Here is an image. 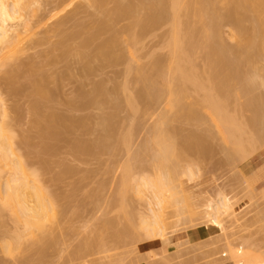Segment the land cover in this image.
I'll return each instance as SVG.
<instances>
[{"label": "rangeland", "instance_id": "374dc122", "mask_svg": "<svg viewBox=\"0 0 264 264\" xmlns=\"http://www.w3.org/2000/svg\"><path fill=\"white\" fill-rule=\"evenodd\" d=\"M37 1H40V0H36V3H37ZM56 1L57 0H52V1L51 0H49V1L48 0H41L40 3H37L39 5H36L37 7L40 8V9L39 8L37 9L38 12L41 9H44L43 11L45 13L47 12L49 14L51 11L48 9L53 10V8H52L54 5L53 2H56ZM85 2H87V0L86 1L74 0V3H76L75 5H78V4L80 5L81 3H85ZM108 2H109V4L111 3L110 1H108ZM45 3H46V5H45ZM87 3H85V4L87 5ZM43 4L45 6H42ZM49 4H50V6H49ZM55 4H59L61 7H63V5H66V3L62 4L59 2H57ZM59 5L57 7H59ZM106 5H104L105 8H106ZM34 6L32 7L33 9L35 8ZM80 6H78V7H80ZM82 6H83V4H82ZM88 6H89V4L87 5V7ZM90 6H89L90 8L84 9L85 8L84 7V8H80L79 9L80 11L78 10V12H81L82 15L80 13H77L76 11H74L78 15V16L76 15L77 18H79V16H80L79 19L74 20V18H73V21H76V20L79 21L80 20L79 22L76 21L75 25H77L76 23H80L81 20H83V19L85 22L83 23V21H82V25L78 24L79 27L75 26L76 27L75 29H73L72 28L73 26H72L71 28L73 31L76 29H79L80 26H81V28H84V29L87 28L86 26H89L88 23H87V25H85L86 21L88 20V22H90L89 21L90 19H88V18L91 15V13L95 12V11H93V9H95V8H92V5H90ZM113 6L111 5L112 8H113ZM57 7H56V9H57ZM61 7H59L57 10L62 11ZM111 7H110V9H111ZM107 8H106V10L109 11V7H107ZM70 9L72 10V8H70ZM73 9H74V5H73ZM35 10H36V8H35ZM37 10H36V12H37ZM57 10H55L53 12L55 13V12H57ZM74 10H76V7ZM101 10H103V9H101ZM98 11H99V9H98ZM103 11L105 14L106 13L105 10H103ZM103 11H102V13H103ZM36 12L33 13V16ZM44 12H43L42 16L45 15ZM53 12L51 13L52 15L50 14L51 19L48 17L49 16L48 14H46V16L48 15L47 17L45 16L46 18H44L42 16L41 17L43 19L40 18V19H42L43 24L45 23L44 24L45 28H48V27L51 28V29L48 28L49 31L47 30V32H46V29L44 27H42L44 25L41 26L44 29L39 27L40 25L37 23H40V20L37 19L38 20V22H37V20H35L37 16H35V18H33V16H32V18H33L32 22H33V20L36 21V23L33 22L34 25L37 24L38 27L40 28V30L41 29L42 30L40 31L39 28H37V30H36L37 26L35 25L36 26L35 27L33 25L35 27V29H34V27L30 26V29H31V30L29 29L30 33L28 31V33L23 34V37L21 36L23 39L25 38V40L23 41V39L21 38L22 40L20 41L21 44L19 45L20 46L19 49H21V47H22V48H24V52L25 51L26 52L24 54V52L22 51L20 53V55H22V56L18 55L19 59L18 58L17 59L14 58V59H16L18 61L21 60L19 63L23 62V63H21V64H23V66H22L23 68H20V70H19V68L17 67L18 66V62H17L16 67L18 68L17 69L18 71H16L15 70L16 68L14 67L15 69L14 68L13 69L16 71L14 74V72H13L14 70L12 71V69H10V68H12L15 61H13L11 64L12 60L11 61L9 60L10 62L9 61L7 62L6 59H9V58H6V57L4 58V56H6V55H4V56L0 55V57L3 58V60L0 58V60L2 61V62L0 61V64H2V67L0 65V106L3 108L4 106H2L1 104L5 103V104H3V105H5V108H3V109H5V113L7 111V115H10L8 117V119L9 120L11 119L10 120L11 125L14 122L12 128L15 132L14 133L15 144L13 142L14 148L12 146V148L14 149V153H13L14 156H10V157L6 156V158L9 157L11 160L14 158L16 159V156H15V154H16L20 160H22V161L24 160L25 163L27 164V165H25V164L24 165L28 166V168L25 167L26 171L24 172V173H26L25 174V181L27 179L26 184L28 186H32V184H33V187H35V189L39 188L41 190L40 195L43 191H45L46 196L48 193L49 199L54 200L51 203L53 204V208L54 207L55 208L53 209V213H51L52 211L50 212V214H49L50 220H48V221H50L51 226L48 224L46 225L49 229L50 228H52V229H51V232L47 233L48 232L47 230H49L47 228V230H45L43 232V233H45V236H44V234L41 235L40 233H39L40 236H39V234L37 236L36 235L37 232H35V235L33 234L34 237L31 234H28V237H27V232H24V229L22 230L21 224L13 223V222H15V220L13 218H11V219H13L14 221L9 219L11 216H9V213L6 212L7 210L3 211L4 209L1 207V204L4 201L3 202L0 201V207H1L0 208V264H146V263L147 264H173V263L175 264V262H176V264L177 263L179 264L180 262H181L180 264H182V263L184 264L185 261L187 264L188 263L187 260H189L190 256H191V258L189 260L190 264H213L220 257H222L220 255L216 256V255H218L216 253H221V251L218 252L220 247H221V250H222L223 246L225 248V245L228 243V240H230V239H227L226 241L222 240L223 231L226 229H231V232L233 230L235 231V229H236V231H235L236 234H240L243 236H250L252 238V241L254 244L253 245L254 248L252 247V249L250 248V250H254V252L251 251L254 253V257L257 258L259 256V258H261L262 261H260V262L257 261V259H259V258H257V259L255 258L254 260L252 258V260L254 262L251 260L253 263H250V262L249 263L250 264H264V199H261L260 193H259L261 190H264V188L259 189L260 185L262 183H264V180H263L264 179V144H263L264 137H262V140L259 142V145L256 144L254 146L252 151H250L251 149L247 150V151H250V152H248L249 157H248V160L246 159L243 162H241V160H240V157H239L240 154L239 153H238L239 155L237 156L239 158L235 159L236 156H234L235 153H233V155H231L232 158L230 159V155H229L228 151H226L228 147L223 148L225 145L223 146L222 143H220V141H218V140H216V143L213 144V147H214L213 149H215V151L212 149V151L208 152L207 154H204V155H206V157L208 156L207 158H205V156L203 154H202V156H204L203 158L201 155L197 156L198 152H196V153H194L195 151L192 152L193 149H191L192 151L188 150L189 152L187 153V151H186L187 146H188V148L190 147L189 141H190V143H192L191 146H193V143H195V142L191 141V140L195 139V137H193L192 139H191V137L196 132H197L196 133L197 136H196V134H195V136L198 137V135H200V130H201L200 128L206 127V126H203L206 124L202 123L201 127H200L199 120L197 119L198 122H197V120H196V122L199 125L197 123L195 125L198 126V128L195 127V125H193V124H192L193 125V127H192V125H190L191 123L188 124L190 121L187 123L188 120L186 118L189 119V117L186 116V114H185V117L182 115H179L180 120L178 119V117L174 118V116H177L178 114H175L176 112L173 111L174 114H173V112H171L174 115L173 116L170 113V111L168 110L169 108L167 107V105H166V107L168 109L166 107H164L166 103L163 101V104H164V106H163V104L160 101V103L162 104V106H160V107L161 108L163 107L164 109L166 108L165 110H167V111L164 110L165 113L166 112L168 113V111H169V118H170L169 121L170 122L168 121L167 125H169V126H167V128L169 127L168 131L171 132L170 136H171V134H174L175 139L173 138V135L171 136V138L173 140H176L175 143H173L174 147L176 145L178 146L175 148L176 149L174 151L175 153L173 152V154L175 155V159L172 158V160H174V162L178 161V162H180V164L182 162H183V164L184 163H190L191 167H194L193 172L196 171L194 173L195 176L191 177V179H188V178L184 179L185 181L182 182L184 190H185V194L187 196L186 197L187 203L189 202V204H190L189 206H191L193 204H201L204 202L205 203L210 202V205H212V204L214 205V204H217V202H219V200L221 199L222 196H227L230 203L232 204L231 206L233 208H232V212H230V217H226V216L220 217V219L223 220V221H221L220 224H216V222H207L202 227H200V230L197 229L199 231H204L205 234L203 235L204 236L203 239L196 240V239L191 238L190 241H187V242H189L188 246L190 247V244H191L192 247L194 248V245L199 244V243H201V240L202 241L204 240L205 244H206L205 246L206 247L208 246L207 248L204 246H203L204 248L202 246H200V247L196 246V247H197V249L198 248L200 249V250L198 249L199 253L200 252L203 253V250H206L205 252L207 253V249H209L208 250L209 252L215 251L210 246L213 242H216V240H217V242L219 244H216L217 242L215 244L217 247H219V249L216 248L215 245H212L213 247H215V249H218V250L215 251L216 253H213V252L209 253L208 252L207 253L208 256H210L209 254H211L209 259L207 258L205 260L206 257L202 256L203 257V260H202V257H199L200 255H198L199 253L196 252L197 249L195 251V248H194V251L196 253H198L197 254L198 256L196 255L195 252L193 253L191 250L188 251L189 247L188 248L185 247L186 245L184 244V242L186 240L183 242L176 243L178 245L183 243V244H181L183 246L182 248H178L176 246L175 247L173 246V248H175V249L178 248L176 250H180V251H183L185 248H187V249H185V250H187L186 252L184 250L185 253H187V252L189 253V254L187 253L188 256L186 254L187 257L183 256V258H180L179 257L180 255H178L177 252H176L177 255H174L173 253H175L174 252L175 249L173 250V248H171L169 250V252H166L164 254L160 253L161 256H157V254H156V256H153L150 253L151 252V250H150L151 246L150 245H152V243H154V242H148V240H145L146 238L144 239V236H143L144 234L141 231H139L140 229L138 230V228H140L138 226V224L140 225V220L137 217L140 216L142 218V217H144V215H145V217L150 215L148 213V211L146 210V209H148V207L146 206L147 204H145V202L148 200V196H146L147 194H145L146 192H144L145 198H142L143 200L141 199V195L139 196L138 194H136L137 191L135 192L134 189L133 190L130 189L129 190L130 192L128 191V193L125 192L127 189L125 191H123L124 195H122V196H125V194H126L125 199H123V197H121V199H120L118 194L122 191L119 188V187H121V185H119V184H121L120 176L122 175L121 174L122 172H120V171H122V169H123L122 167L124 166V164L127 163V164H129V167H130V165L134 164L135 162H138V161L141 162V163L138 162V164L135 163L134 164L135 166L138 165L136 167L133 165L131 166L133 170L132 169L130 171L128 170L129 172H131V174H132V172L135 174V172L139 173V172L144 171L143 174H145L146 176L152 177V174L154 175V173H156V172H154V171H156L155 169L153 171L154 173H150V172H152V171H150V170H152L151 167L153 165H154V167L156 166L155 160L152 159L154 157L152 154V153H154V151H151V150H155V147H154V149H151V148H153V146L150 148L149 145H151V144H149V145L147 144L149 147L148 149H151L150 150L151 153H150L147 150V147L145 144L148 143L147 142L149 139L148 132L150 131L149 128L151 127L152 122L156 119L157 112L161 108H159V110H157L158 109L157 106L159 104H157V105L155 104L157 109L155 108L154 104L150 105L151 107L149 105H147L148 107H146V106L142 107L141 106L140 112L134 114L133 110H131L130 107L126 106V105H128L126 102H125L126 104L122 103L120 105L121 108L119 107V109H121V110L118 109L119 113L116 112L117 111L116 110L115 111L116 113L114 112L116 114V117H115V114H113L114 118H112L110 120L109 125H111V128H112L110 135H107V134L105 135L104 131H103L104 130L103 126H100L101 124H99L100 123L99 119H101V116L104 117L103 113H105V114L108 113L107 115H111L110 113L112 111V109H111L112 105L107 103L108 102L107 101V102H105V104L100 103V105H97L98 107L97 106L94 107V105H96L98 103L91 106V103H89L90 101L88 102L89 99L87 101H85L84 99H85V97H87V96H85V94H87V95L90 94L89 90L92 89L91 84L95 85V83L96 84L101 83V85H102L105 82L104 85L106 86V84H107L106 90H107V88H109V90H110L113 87L112 83L118 84L117 85L118 90L114 94V96L118 94V91L121 94H118V96H116L117 98L118 97L122 98L123 97L122 93L126 94L127 97H131L132 95H134L133 93H136L137 91H139L138 89H140V87H139L140 85L137 84L135 79L132 77L133 73L132 74L130 73L131 74L130 76L126 73V75H128V76L125 77L126 76L125 70L127 72V69H126L127 63L126 62H128V58L130 59L129 61L135 60L134 61L135 63L131 62L132 65H134V64L139 65L140 64V65H142V68L145 65H147L146 68L150 67L151 64L153 62H156L157 60L162 65V67L165 66V64H168L169 62H167V61L169 60V56H168L169 51H168V48H166V46L164 45V43L167 40L166 38H169V35L165 37V35L169 34L168 32L166 33V31L169 29L168 28L169 25L167 26L168 29L166 27H164V28L161 27L162 29L161 28L160 29L162 30V32H160L161 31L160 29H157L158 31H156V33H154L155 36L152 33L153 36H151V38L150 37H148V39L145 38L146 39V40L144 39L145 43L141 42L142 46L140 44H138L137 49L135 46V48H133L132 50H136L137 51V52L135 51L136 54L134 51L132 52V50L130 49L131 53L136 55V58H135L132 54L133 60L130 57H128L129 55L128 56L125 55V57L126 56L128 57L125 60H124L125 57L122 59L123 62L125 61V63H119V64H117V66L115 65V67H110V66L106 67V63L105 64L102 63L103 66L101 68L99 66V68H100L99 70H98L97 66L100 63L98 64V62H92V66L95 69L97 68V71L94 70L93 73H90V75H88V76L86 75V77H84L83 76L84 74L82 76H79V74L80 75L82 74L79 72L80 70L78 71V69H80V67H81V62H80V65L78 66L77 64H79V63H76V61L79 62L78 61L79 59L75 60V58L73 56L75 52L73 53V51L78 48V42L80 41V39H82V38L84 39L83 35L85 33H83V35H81L82 36L81 38L75 36L73 39H76V38H78V39L80 38V39L79 40L76 39L74 43H72L73 39H71L72 42L69 40L66 43L65 37H63L64 36L63 34L65 32L63 31L64 33H62V29H61V31H59L61 33L53 32L54 27H55L54 24H57L58 22H60V20L57 21L58 18H56V15H57V17H59L60 15L65 17V15H63L65 12H62V14L60 12L59 13L60 15L56 14L54 16V18L52 17ZM67 12H69V10ZM74 12H72V13H74ZM39 13H41V12H39ZM39 13H38V15L42 14V13L41 14H39ZM70 13H71V11L69 13H66V14H69L68 16L71 17L72 13L71 14ZM96 13H97V10H96L95 14ZM97 15L98 14H96L95 16H97ZM101 15H103V14H101ZM93 16H94V14H93ZM93 16H91L90 18H92ZM39 17L40 16H38V18ZM64 17H62V18H64ZM69 17H67V18H69ZM103 17L104 16L96 17L97 19L95 17L94 18L96 20H99ZM46 19H50V21L48 22V20H46ZM59 19H61V16ZM95 19H93V20H95ZM50 22H53V24ZM33 23H31V25ZM70 23H72V22H69V24H66V25H73ZM129 23H130V21H129ZM49 24L53 25V28ZM83 24L85 25V27H83ZM123 24H124V22H122L121 28L125 25V24L124 25ZM66 25H65V27H66ZM119 25H120V23H119ZM119 25L117 24L116 27L119 28L120 27ZM128 25H126V26H128ZM116 27L114 28V31H115ZM223 27H224V29H223ZM223 27H222L223 31H221V32H222V34H224L222 36H224V38L226 40L223 37L222 38L225 41H227L228 45L235 44V41L230 39V35L233 34L230 31L231 27H230V29L227 26H226V28H225V26H223ZM88 28L85 30L86 32H87ZM69 29H70V27H69ZM33 30H34V33L32 32ZM82 30L83 29H81V32H82ZM68 31H70V30H68ZM79 31L80 30H77V31H74L73 33H75V32L78 33ZM85 31L83 30V32H85ZM224 31H225V33H224ZM35 32H36V35H35ZM38 32H40V33H38ZM52 33H54V34H52ZM55 33L57 35H55ZM80 33H78L77 36H79ZM163 33L164 34L166 33V34L164 35ZM30 34H32V35L34 34V36H32ZM58 34H59V36L61 35V40H62V38L64 39V43L62 45L61 44L58 45L59 42H61V41H59L60 37L58 36ZM105 34H107V35H103V37L101 36L102 33H101V35L99 34V39L97 42L96 41L93 42L91 40L92 44L96 43L95 44L96 46H94V48L97 47L98 44H102L103 40L107 41L109 39L108 32ZM110 34H112V33H110ZM150 35H148V36H150ZM228 36H229V38H228ZM85 37H87V36H85ZM107 37H108V39H106ZM123 39H125V37ZM38 40H39V42H38ZM31 41L34 43L32 44ZM36 41L38 43L37 45L35 44ZM81 41H83V40H81ZM31 44L32 45L35 44V46L32 47ZM79 44H81V43H79ZM143 44H147V47L145 48V50H144V47L146 45L143 46ZM28 46L29 47L31 46V48L29 49ZM62 46H65L66 48H64V47L63 48L66 49V51L69 49L70 52L68 51L67 52L68 54L65 52H62L64 50V49H62ZM140 46H141V51H139ZM67 47H68V49H67ZM90 47H92V50H91V56H92V53L94 50H93V46H90ZM90 47H88L86 49L89 50ZM124 48H125V46H124ZM124 48L122 47V49H124ZM147 51H149V52H147ZM152 52H154V53L151 54ZM2 54H5V52ZM94 54H95V51H94ZM122 54L124 55L125 53L123 52ZM167 57H168V59H167ZM199 59L202 60V58H199ZM122 60H121V62H122ZM196 60L200 61L198 59H196ZM80 61L83 62L84 60H80ZM197 61H195V62H197ZM202 61H200V62L202 63ZM7 63H8V65H7ZM83 63H85V62H83ZM156 63H158V62H156ZM159 63L157 64V66L159 65ZM201 63L197 62L196 64H199L200 66L202 65L201 67L204 68L203 63L202 64ZM21 64L19 65L20 67H21ZM129 64H130V62L128 63V66H129ZM6 65H7V67H6ZM168 65H166V69L164 67V69L166 71L163 69L165 73H167ZM77 66H78V68H77ZM134 67H136V66H133V68ZM35 68L36 69L38 68L39 70L38 69L36 70ZM33 69H35V70H33ZM204 69H206V68H204ZM10 70L13 72V74H12V72H10ZM206 70H208V69H206ZM34 71L37 73H35ZM8 72L12 75H8L7 74ZM31 72L33 75L31 74ZM40 72H41V74H40ZM78 72H79V74H78ZM40 75H44L45 80H42L43 79L42 78V79H40V81H37L39 79L38 77ZM12 76H14V77H12ZM201 76L199 78H196V80L198 81L200 78L202 79ZM36 77H37L36 81L39 83V85L41 84L40 83L41 80L44 81V86L43 85L42 86L45 87V89L41 86L40 90H43V92L42 91L40 92V94H42L40 96H39L40 90L36 91L34 89L35 84L32 85V82L36 83L35 79L31 81V79L36 78ZM162 77H161V80L163 79ZM203 77L205 78L206 75H204ZM6 79H8L7 82H6ZM125 79H127V81H128L126 86H125L126 83L123 84L126 81ZM108 80L111 82H109ZM164 80H165V77L162 81L164 82ZM200 80L198 81V84L202 81V80L201 81ZM119 84H122V86ZM97 85H99V84H97ZM123 85L128 89H126ZM105 86H104V88H105ZM187 86L189 87L190 84L189 85L187 84ZM187 86H186V88H187ZM119 88L122 91H120ZM123 88H125L126 90ZM79 89H80V92L82 94V98H80L81 96H78L79 98H77V93L80 95V92L78 91ZM189 89H191V91H189ZM189 89L187 91V93H189V97H188L189 99H186L187 101L185 100L186 103H189L188 105H191L193 103V101H191V99L200 101L201 100L200 97L203 98L202 97L203 93H200V92L197 93V92H194V90L192 91V87H189ZM110 92H111V90H110ZM46 93H47V97H46ZM131 93H132V95L128 96ZM126 95L124 96L125 98H126ZM199 95H200V97H198ZM107 97H106L107 98L106 100H109V97L111 99V96H107ZM116 97H115V99H116ZM87 98H89V96ZM166 98H163V99L166 100ZM100 99H101V97H100ZM100 99H98V101H100ZM104 99L105 98H102L101 100L104 101ZM125 100L123 98V99H120L119 102H121V101L123 102ZM86 102H88V103L86 104ZM109 102H111V101L109 100ZM186 103H185V105H186ZM124 104H125L127 109L125 108ZM188 105H186V106L190 107ZM186 106H184V107H186ZM33 107H35V108H33ZM187 107H186V109H187ZM191 107H192V109L194 108V106H191ZM2 108H0V109H2ZM6 108L8 110H6ZM38 108L41 110L39 111ZM36 110H37V112H33ZM130 110L132 111V113L130 112ZM142 110L144 112L146 111V113H145L146 115H144V112H142ZM199 111H200V109L197 110V112L195 114L198 115L200 118L201 116L199 114H197ZM32 112L34 114H32ZM40 113H42V114H40ZM199 113L201 114L202 112L200 111ZM49 114H51V115H49ZM39 115L40 116L42 115L41 118L42 119L44 118V119L42 120ZM44 115H46L45 116L46 118L44 117ZM99 115H101V116H99ZM170 115H172V116H170ZM229 115L233 119L241 117V119H243V120H244V118L249 116V114L247 112H239L238 108L234 109L233 107L229 110ZM48 116H51V117L56 116L55 122H54V119L52 121V122H54L53 123L54 126L51 124V121H50L51 117L49 118ZM64 117H65V119L69 118L68 121H70V122L66 121V123H64V124H68V128L70 129V131L67 129L68 133L66 131H64L65 130L63 128L64 125H63V123H61V122H63L62 119ZM97 117H98V119H97ZM35 118H36L37 122L35 121ZM184 118L186 119V121ZM58 119H59V121H58ZM81 119L83 120V122ZM181 119L182 120L184 119L183 122H179V121H181ZM201 119H202V117H201ZM60 120H61V122H60ZM76 120H79V123L78 122L75 123ZM11 121H13V122H11ZM201 121L204 122L203 120H200V123H201ZM33 123L35 124V126L32 125ZM49 123L51 124L50 126H49ZM192 123H193V121H192ZM41 125H43L44 127L42 128ZM69 125H70V127H69ZM131 125H132V128L135 127L134 132L130 133V136L132 137V139L134 136V139H133V142L132 141L128 142L131 139H129V138H128L129 140L127 139V137H129V136H128V133L126 130H129V128H131ZM171 125H172V130H171ZM37 126H38V128H37ZM241 126H242V124H241ZM65 127H67V126H65ZM207 127H209V126H207ZM47 128L50 132L47 131ZM60 129L61 130L63 129L64 132H62ZM193 129H194V131L196 129L198 131L196 130V132H194ZM59 130H60V132H59ZM54 131L58 134L56 135V133ZM191 132H194L193 135H191ZM203 132H201V133L203 134ZM125 133H127V134L125 135ZM52 134H55V135L52 136ZM132 134H134V135H132ZM56 136H57V138H56ZM122 136L126 137L125 139L128 140V141L124 140V141H126V143H129L128 148L125 147L127 144L125 145V142H123V141L122 142L124 144L122 145V143H121V140L123 139ZM99 138L103 139V140H105V138H108V139H106L107 141L105 140V143L103 142L106 147L102 145V147H104L105 150L103 148L101 151L98 150V152H97L96 146L99 145L98 142L101 143ZM245 138H243L244 141H245ZM17 140L20 142H18ZM84 141H86L87 143ZM114 141L117 142L118 146L115 145L116 142H114ZM169 141H171V139L168 140L167 142H169ZM198 141H199V139H197V143H198ZM118 142H120V143H118ZM181 142H182V144H181ZM187 142H188V144H187ZM245 142H244V145L246 144ZM83 143H85L87 145H85ZM106 143H108V144H106ZM178 144L180 146L182 145V147L180 148ZM186 144H187L186 148L183 149ZM247 147L248 146H244V148H246V149H247ZM145 148H146V151L149 152L148 154L145 153L146 152V151H144ZM257 148H258V150H257ZM16 150H18V151H16ZM127 150H128V152L129 151L130 152L129 153L126 152ZM138 150H140V151H138ZM183 150H184V152H183ZM93 151H94V153H93ZM254 151H255V153H254ZM8 153H7V155H8ZM190 153H192L194 156ZM209 153H211V155ZM18 154L22 158H20L18 156ZM142 154H143V156H142ZM186 154H188L189 157ZM176 155H178V157ZM141 156L143 159L145 158V160H143L141 158ZM151 156H152V158H151ZM181 156H183L184 158L187 157V159L185 160ZM199 157H201V158H199ZM149 158H150V160H149ZM229 159L231 162H229ZM237 159H239V160L237 161ZM14 160H12L11 162L14 163L17 159L15 161ZM144 161H146L147 163ZM185 161H187V162H185ZM130 162H131V164H130ZM153 162H154V164L152 165L151 163H153ZM228 162L230 164H228ZM4 164L6 165V163H4ZM4 164H1L2 167L4 166L3 168L0 167V169H1L0 173L2 175V177H0V179H2V180H0V185H1V183L2 184L5 183L4 178L6 177V175L9 176V174L10 175L12 174V173H10V172H12L11 169L9 172V170H7L9 168H7V166H5ZM10 165H12V164H10ZM139 165H141V166L139 167ZM228 166H230V167H228ZM141 168H142V170H141ZM2 169H3V171H2ZM29 169L32 171L31 175H30L31 171ZM69 169H71V170L69 171ZM27 170L29 171L28 178H27V174H28ZM4 172H7V173H4ZM148 173H150V174H148ZM33 175H37V176H33ZM17 176H18V174H17ZM28 179H31V180H28ZM32 179L35 180L34 182H36L37 185L34 184ZM242 179H244V180L242 181ZM261 180H263V181H261ZM29 182H30V184H29ZM1 187L2 186H0V188ZM117 188L120 189V192H119V189H117ZM117 192H119V193H117ZM189 193H190V195H187ZM1 194H2V192H0V195ZM119 195H121V194H119ZM136 195H138L139 197ZM46 196H45V199L48 197V196L47 197ZM2 197L3 196L1 195L0 198L2 199ZM100 200H101V202H100ZM120 200L122 202H120ZM140 200H142V201H140ZM123 202H124V205H123ZM54 203H55V205H54ZM1 209H3V210H1ZM3 212H6V213H3ZM147 213H148V215H147ZM54 214H56V217L54 216ZM212 214H214V212L211 211L209 213V215H212ZM52 215H53V217H51ZM208 220L209 221L212 220V217L208 218ZM130 222H132V223H130ZM181 222L179 221V223H181ZM13 224H15V225H13ZM52 224H53V226H52ZM106 224H107V226H106ZM127 227H128V229H127ZM15 228H17V229H15ZM181 228H182V223H181ZM181 230L179 229V231H178V228H177V230H176L177 232L174 231L175 232V233L173 232L174 234L172 232H167L166 234L169 235L171 233L172 237H175L178 234L183 233L184 230L183 229H181ZM205 230H206V232H205ZM15 231H16V233H15ZM193 231H196V230L192 229V230L184 232V233L190 235ZM21 232H23V233H21ZM52 233H53V235H52ZM15 234H17V236ZM120 234H121V236H120ZM29 235L32 236L33 240L30 239L31 237ZM130 236H131V238H130ZM169 236H167L169 238H166V240H164L165 243H167V244L171 243L172 237H171V235H169ZM27 238H29V239H27ZM9 239H10V241H9ZM7 240H8V242H7ZM31 240H32L33 244L31 243ZM34 240H36V241H34ZM187 242H185V243L187 244ZM1 243H2V245H1ZM176 244H174V245H176ZM234 244H236L238 246L239 242L235 241ZM181 245H179V247ZM6 247L8 248V250ZM29 247H30V249H29ZM42 247L45 250H43ZM210 248H212V249L210 250ZM1 249H2V251H1ZM39 250H41V251L39 252ZM171 250H173V251H171ZM8 251H9V254H8ZM180 251H178V253L182 254L183 252L180 253ZM39 253H40V256H39ZM185 253H183V255ZM190 253L191 254L193 253L192 255H194V257L196 255L197 256L196 259L194 257H192V255ZM206 253H204V254L206 255ZM224 253H226V252H224ZM212 254H214V255L216 254V255L212 256ZM140 255H142V256H140ZM221 255H223V254H221ZM228 255L227 254L223 255L222 258L224 259V257H225V259L228 261L226 263H222V264H231L232 259H230L231 257H230V255L229 256ZM163 256H165V257H163ZM249 256H252V254H250ZM141 258L144 261L143 263H142ZM192 258H193L194 262L192 261ZM213 258L214 259L218 258V259L214 261ZM241 258H245V257H240V259ZM247 258L251 259V257H248V256L246 257V259ZM229 259L231 262H229ZM249 259H248V261H250ZM196 260H198V261L195 262ZM220 260L223 262L222 259H219L218 261H220ZM212 261H214V262L212 263ZM218 261L215 262L214 264H220ZM247 263L248 262H246V264ZM233 264H245V263L244 262L240 263V261L236 262V260H235Z\"/></svg>", "mask_w": 264, "mask_h": 264}, {"label": "bare ground", "instance_id": "6f19581e", "mask_svg": "<svg viewBox=\"0 0 264 264\" xmlns=\"http://www.w3.org/2000/svg\"><path fill=\"white\" fill-rule=\"evenodd\" d=\"M72 1L71 0H57L56 2H53V4H54L52 7L53 10L48 9L51 11V12L49 11L50 12L49 14L47 12L45 13L43 11L44 9H41L39 11L42 13L41 14L37 10L39 7L36 6V5H39L37 3H40L41 0L37 1V3H36V0L35 1L34 0H0V53L5 52V54L1 53L0 55H2V56L6 55V56H4V58L5 57L9 58V59H6L7 62L9 60L10 61L12 60L11 64L13 61H15L12 68L9 67L10 69H12V71L15 68H16L15 69L16 71H18L17 70L18 68H19V70H20V68H23L22 67L23 64H21L23 62L19 63L21 60L20 61L16 60L17 58L19 59V56H22V55H20V53L22 51L24 52V48L21 47L22 50L19 49L20 48L19 45L21 44L20 41L23 39L22 38L23 34L28 33V31L30 33V30H31L30 26L34 27L36 25L37 27L36 26L35 27L37 30V28L44 25L45 23L43 24V21H42L43 18L42 17L46 18L49 15L48 17L50 18V16L52 15L51 13L53 11L57 10L59 7H61L59 4H55L57 2L62 3V4L66 3V5H63V7L65 6L64 8L61 7L62 11L57 10L58 13L53 12L52 17L54 18V16L56 14L60 15L59 14L60 12H61V14H62V12H65L63 15H65L66 18L64 16L60 15L61 19H59L60 16L57 17V15H56V18H58L57 21L60 20V22H58L57 24H54L55 27H54V30L52 29L53 32L58 33L62 29V33L65 32L63 34L64 35L63 37H65L66 43L69 40L71 41V39H73L75 36L81 38L82 37L81 35H83V33H85L84 35L87 36V37H85L83 35L84 39L79 38L80 41L78 42V48L73 51V53L75 52L74 55L71 53L74 56L75 60L79 59L78 60L79 62L76 61V63H79V64H77L78 66L80 65V62H81V67H80V69H78V71L80 70L79 72L82 74L80 75L78 72L79 76H82L84 74L83 76L86 77V75L88 76V75H90V73H93L94 70L97 71V68L95 69L92 66V62H98V64L100 63L98 66L96 65L98 67V70L103 66L102 63H104V64L106 63V67H109V66L115 67V65L117 66V64H119V63H125V61L123 62L122 59L125 57V55H127V56L129 55L128 57H130L132 59L133 53H131V50L133 48H135V46H136V49H137L138 44H140L142 46L141 42L145 43V41H144L145 38H147V39H148V37L151 38V36H153V34L156 33V31H158L157 29H160L161 27L167 28V26L169 25L168 26L169 29L167 28L168 30L166 31V33L168 32L169 34L165 35L166 33L165 34L163 33L165 35V37L169 35V38H166L167 40L164 43V45L166 46V48H168V51H169V52L167 51L168 56H169V60L167 62H169L168 63L169 65L165 64V66L162 67V65L157 60L156 62L159 63L158 66H157L158 63L153 62L150 67L146 68L147 65H145L144 66L146 68L145 69L144 67L142 68V65H140V64L139 65H135V64L132 65V63H135L134 62L135 60L129 61L130 59L127 56L124 58V60L126 58H128V62H126L127 63V67H126L127 72L125 70V75L127 73L130 76L133 73L132 77L135 79L136 83L140 85L139 86L140 89H138L139 91H137V92L135 91L136 93H133L134 95H132V93L128 95V96L132 95L131 97H127L126 94L122 93L123 97L122 98L118 97L119 98L118 99L116 96H118V94H121V93H119V91H118V94L114 96V94L118 90V86H117L118 84L112 83L113 87L110 89L111 90V92H110L109 88H107V90H106L107 84H106V86L104 85V83H105L104 82L105 80H104L103 81L104 83L102 85H101V83H97L99 85H97L96 83H95V85L91 84L92 89L89 90L90 94L89 93H88L89 95L85 94V96H87V97L89 96V98L85 97V99L84 98L83 99L85 101H87L89 99L88 102L90 101L89 103H91V106L98 103V104L94 105V107H96L97 105H100V103L105 104V102H107V101H108L107 103L112 105L111 106L112 111L110 113L111 115H107L108 113H106V114L103 113L104 117L99 115V116H101V119H99L100 123L97 121L99 124H101L100 126H103V128H104L103 131H104L105 135L106 134L110 135V133L112 131L111 125H109L110 120L112 118H114L113 114H115L116 112L121 110V109H119V107L122 103L126 102L128 104L126 106L130 107L131 110H133V113L136 114V113L140 112L141 106L142 107L143 106L148 107L147 105L150 106V105L154 104V106L156 108V105L159 104L158 105L159 107L157 106L158 109L156 108L157 110H159V108H161L160 106H162L163 101H164L166 104H165V106L163 104V106L166 107V105H167V107L169 109L167 107L166 108L170 111V113L174 111V112H176L175 114H178L177 116H174L173 115L174 112H173V114L171 113L174 116V118L178 117V119H179L180 118L179 115H182L185 117V114H186V116L189 117V119L186 118L188 120L187 123L190 121L188 124L191 123L190 125H192V124L195 125L198 122V120H199L200 127H201L202 123L206 124V125H203L206 127L200 128L202 131L200 130V135H198V137H196L197 136V134H196L197 129L195 131L193 129V131L196 133L191 132V135H193V133H194V135L191 137V139L193 137H195V139H193L191 141H193L195 143H193V146H191L192 143H190V141H189L190 147L188 148V146H187L188 142H187V144L183 148V149H185L187 146V150H186L187 153L189 152L188 150L193 149V151L191 150L192 152H194V151H195L194 153L198 152L197 156H200V155L202 156V154L203 155L207 154L208 152L212 151V149L214 148L213 144H215L216 140H218V141H220V143H222L223 146L225 145L223 148L228 147L227 150L226 149L225 150L228 151V153L230 155V159L232 158L231 155H233V153H235L236 154V155L234 154V156H236L235 159L240 157L241 162L245 161L246 159L248 160V157H249L248 152L252 151V149L254 148V146L256 144L259 145V142L262 140V137H264V0H87L88 3L87 2H85V3H87V5L89 4V6L92 5V8H95L97 10L96 14H98V15L95 16L96 10L93 9V11H95V12L91 13V15L88 18V19H90L89 20L90 22H88V20H87L86 24H85V25H87V23H88V25L90 26V27L86 26L87 28L89 27L88 30L90 32L88 30L86 32L85 30L87 28L84 29V28H81V26H80L79 29L74 30V31L80 30L78 33L81 32V29H83L85 31V32H83V30H82V32H81L82 34L80 33L79 36H77L78 33H76V32L73 33L74 31L72 30V28L75 29L76 28L75 26L79 27V25H82V21H83V23L85 21L83 19L80 22L81 24L76 23L77 25H75V22L77 20L73 21V18H74V20L80 18V16H79V18L76 17L77 13L81 14V12H78V10L80 8L85 7L84 9H87V8H90L91 6L87 7V5L85 3H81L80 4L81 6L79 4L75 5L76 3H74V0H72ZM84 1H86V0H84ZM108 1H110L111 3L109 4ZM46 3H45V5H46ZM82 4H83V6H82ZM45 5L43 4L42 6H45ZM58 5H59V7H57ZM73 5H74V9L76 7V10L73 9ZM104 5H106V8L109 7V11L106 10ZM111 5L112 6L114 5L113 8L111 7ZM33 6L36 8L37 12L41 15H38L35 8L34 9L32 8ZM49 6H50V4H49ZM78 6H80V7H78ZM56 7H57V9H56ZM110 7H111V9H110ZM70 8H72V10ZM67 9L69 10V12L71 11V13L74 11H76L77 13L76 12H74L72 14L70 13L72 16L69 17L68 16L69 14H66V13H69V12H67L68 11ZM98 9L100 12L98 11ZM101 9L105 10L106 15L104 14V11ZM30 10L31 11L33 10V11L31 12ZM42 11L45 13L44 16H42L43 15ZM102 11H103V13H102ZM34 12H36L37 14L35 13L33 16ZM46 14H48V15L46 16ZM93 14H94V16H93ZM101 14H103V15H101ZM32 16H33V18H35V16H37L35 20H37V19L40 20V23H37L40 25L39 27L37 24L34 25L33 22L36 23V21L33 20V22H32V19H33ZM38 16H40V17L38 18ZM91 16H93V17L90 18ZM102 16H104L103 17L104 19L98 18L99 20H96L97 19L96 17H102ZM62 17H64V18H62ZM67 17H69V18H67ZM40 18H42V19H40ZM50 19H46V20H48V22H49ZM93 19H95V20H93ZM79 21H77V22H79ZM129 21H130V23H129ZM37 22H38V20H37ZM69 22H72L70 24H73V25H66V24H69ZM122 22H124L125 25L123 24L124 26L121 28ZM31 23H33V24L31 25ZM50 23L53 24V22H50ZM119 23H120V25H119ZM117 24L120 26L119 28L116 27ZM65 25L67 28L65 27ZM85 25L83 24V27H85ZM126 25H128V26H126ZM50 26H52V28H53V25H50ZM68 26L70 27V29ZM223 26H225V28L227 26V27H229V29L231 27L230 31L233 34L230 35V39L234 40L235 44H233V45L227 44V41H225L226 39L224 38V36H222L224 34H222V32H221L224 29ZM35 27H34V29H35ZM42 27L45 28V25ZM115 27H116V29L114 31ZM222 27H223V29H222ZM44 28H42V29H44ZM48 28H50V27H48ZM48 28H45L46 32H47ZM39 30H40V28H39ZM68 30H70V31L72 30L71 31L72 33ZM32 32L34 33V30ZM107 32L109 34L108 35L109 39L107 37L106 38V39H108L107 41L103 40L102 44L97 43L98 46L94 48V46H96L95 45L96 43L92 44V41L97 42L99 39V34L101 35V33H102L101 36L103 37V35H107V34H105ZM160 32H162V30ZM38 33H40V32H38ZM59 33H61V32H59ZM110 33H112V34H110ZM224 33H225V31H224ZM52 34H54V33H52ZM30 35H32V34H30ZM35 35H36V32H35ZM55 35H57V34L55 33ZM148 35H150V36H148ZM32 36H34V34ZM58 36H59V34H58ZM154 36H155V34H154ZM59 37H60L59 41H61V42H59L58 45H60V44L62 45L64 43V39L62 38V40H61V35ZM124 37H125V39H123ZM228 38H229V36H228ZM76 39L79 40L78 38H76ZM76 39H73L72 40L73 42L72 41L71 42L74 43ZM24 40H25V38L23 39V41ZM81 40H83V41H81ZM38 42H39V40H38ZM31 43L33 44L34 42L31 41ZM79 43H81V44H79ZM32 44H31V46L33 47V46H35V44L37 45L38 43L36 41L34 45H32ZM144 45H146L144 47V50H145V48L147 47V44H143V46ZM31 46L30 47L28 46L29 49L31 48ZM90 46H93V50L95 51V54L93 51L92 56H91L92 47H90ZM124 46H125V48H124ZM141 46H140V50L138 49L139 51H141ZM63 47L66 48L65 46H62V49H64ZM88 47H90L91 49L89 48V50H87L86 48H88ZM122 47L124 49H122ZM67 49H68V47H67ZM68 51L70 52L69 49L67 51H66V49H64L62 52L67 53ZM133 51L135 52L136 50H132V52ZM25 52H24V54H25ZM123 52L125 53L124 55L122 54ZM136 52H135V54H136ZM147 52H149V51H147ZM153 53L154 52H152L151 54H153ZM133 56L136 58V55L133 54ZM14 58H16V59H14ZM199 58H202L203 61L200 60ZM1 59L3 60V58H1ZM167 59H168V57H167ZM196 59L202 61L204 68H206L208 70L202 68L201 67L202 65L200 66L199 64H196L197 62L201 63L200 61H197ZM80 60H84L83 62H85V63H83ZM121 60H122V62H121ZM195 61H197V62H195ZM17 62H18V66H17ZM129 62H130V64L128 66ZM20 64H21V67L19 66ZM0 65L2 67V64H0ZM7 65H8V63H7ZM7 65H6V67H7ZM166 65H168L167 73L164 72V70L166 69ZM78 66H77V68H78ZM99 66H100V68H99ZM133 66H136V67L133 68ZM164 67H165V69H164ZM35 69H33V70H35ZM15 70L13 71L14 74L16 72ZM12 71L10 70V72H12ZM13 72H12V74H13ZM41 72H40V74H41ZM35 73H37V72H35ZM7 74L12 75L9 72ZM31 74H32V72H31ZM128 75H126L125 77H127ZM204 75H206L205 78L203 77ZM40 76L38 77L39 78L38 80H37V77L31 79V81L35 79L36 83L32 82V85L35 84L34 85L35 88L34 87L33 88L36 91H39L41 89L42 85L44 86V81H42V80H45L44 75H40ZM200 76L202 77V79L200 78L202 81L199 79L201 82L198 84L199 80L197 81L196 78H199ZM12 77H14V76H12ZM161 77L163 79L165 77L164 82L162 81L163 79L161 80ZM40 79H42V80L40 82L41 84L39 85V83L37 81H40ZM127 79H125L126 81L123 83V84L126 83L125 86L128 83ZM7 81H8V79H6V82ZM109 82H111V81H109ZM187 84L188 85L190 84L189 87H192V91L194 90V92L203 93V95H202L203 98H201L200 95L198 96L201 99L200 101L191 99V101H193V103L191 105H188L189 103H186V101H187L186 99H189L188 98L189 93H187L189 87L187 86ZM103 85L105 86V88ZM119 85L122 86V84H119ZM186 86L188 89L186 88ZM43 88L45 89V87H43ZM125 88H123V89H125ZM126 89H128V88H126ZM41 91L43 92V90L39 91V96L42 95V94H40ZM78 91L80 92V89ZM120 91H122V90L120 89ZM189 91H191V89H189ZM47 93H46V97H47ZM125 95H126V98L124 97ZM78 96H81L80 98H82L81 92H80V95L77 93V98H79ZM107 96H111V99L109 97V100L111 102H109V100H106L108 98ZM100 97H101V99L105 98L104 101L101 100ZM115 97H116V99H115ZM97 98L100 99V101H98ZM123 98H124V100L125 99L126 100L123 102L122 101L119 102V100L123 99ZM163 98H166V100ZM160 101L162 104L160 103ZM88 102H86V104ZM185 103H186V105H188L190 107L194 106L195 109L194 108L192 109V107L191 108L187 107L185 105ZM3 104H5V103H3ZM3 104H1V105L4 106L3 108H5V105H3ZM125 104H124V106H125ZM126 106H125V108H126ZM184 106H186L187 109ZM231 106L234 109L238 108L239 112H247L249 114V116L244 118V120L241 119V117L233 119L229 115V110L232 108ZM0 108H2V107L0 106ZM33 108H35V107H33ZM162 108L157 112L156 119L152 122L151 127L149 128L150 129V131L148 132L149 139L147 138L148 143L145 144L147 147V150L149 152L151 149H154V147H155L156 151L151 150V151H154V153H155V154L152 153L154 157L152 158V156H151V158L155 160L156 166L154 167V165H153L154 162L151 163L153 166L151 167L152 170H150V171H152V172H150V173H154V172H156V173H154V175L152 174V177H149V176H146L145 174H143L144 171L139 172V173L135 172V174L132 172V174H131V172H129L132 169L131 166L132 165L135 166L134 165L135 163L138 164V162L139 163H141V162L140 161L135 162L134 164L130 165L131 168L129 167V164L126 163L128 166L126 164H124L123 167L121 166L124 170L123 169H122V171L119 170L120 172H122L121 173L122 175L120 174L121 175L120 176L121 184H119V185H121V187H119V186L118 187L122 190L121 191L122 193L120 192V189L117 188V189H119V192H120V193L119 192H117V193L121 194V195L118 194L120 199H121V197H123V199H125L126 194H125V196H122V195H124L123 191H125L126 189H127L125 191L126 193H128V191L130 189L131 190L134 189L135 192L137 191L136 194H138L139 196L141 195V199L145 198V194H147L146 196H148V200H147L148 202L146 201L147 203L145 202V204H147L146 206L148 207V209H146V210L148 211V213L150 215L147 216L148 215V213H147V215H146L147 217H145V215L142 218L140 216L137 217L140 220V225L138 224V226L140 228H138V227L137 228H138V230L140 229L139 231H141L144 234L143 236H144V239L146 238L145 240H148V242H156V243H158V242L165 243L164 240H166V238H169L170 237L169 235H171V237H172L171 233L169 235H167L166 233L167 232L173 233L174 231L177 230V228H178V231H179V229L180 230L183 229L184 230L183 233H184V232L190 231L192 229H195V230L199 229L200 230V227H202L207 222H216V224H220L221 221H223L222 219H220V217L221 216L230 217V212H232V208H233L231 206L232 204L230 203L227 196H222L221 199L219 200V202H217V204H214V205L212 203H211L212 205H210V202H208V203L204 202L201 204H193L192 203L193 205L189 206L190 204H189V202L187 203V198H186L187 196L185 194V190H184L182 182L185 181L184 179H187V178L191 179V177L195 176L194 173L196 171L193 172L194 167H191L190 163H184L183 164V162H182L180 164V162H178V161L174 162V160H172V158L175 159V155L173 154V152L176 150L175 148L178 146L175 144L176 146L174 147L173 143H175L176 140H173L171 138V136L173 135V138L175 139L174 134H171V136H170L171 132L168 131L169 127L167 128V126H169V125H167L168 121L170 120L169 111H168V113L167 112L165 113V111H167V110H165L166 108L165 109L164 108L162 109ZM2 109H0L2 111V112L0 111V167L3 168L4 166L2 167L1 164L6 163V165L5 164L4 165L7 166V168H9V169H7V170H9V172L11 169L12 172H10V173H12L13 175L12 174L11 175L9 174V176L6 175V177L4 178L5 183L4 184L1 183V185H0V186H2L0 188V192H2L1 195L3 196L2 197L3 200L0 198L1 199L0 201L1 202L4 201L1 204V207L4 210L3 209H1V210H3V211L7 210L6 212L9 213V216H11L10 218L9 217L8 218L9 219L13 218L15 220V222H13V223L21 224L22 230L24 229V232H27V237H28V234H31L34 237L35 232H37L36 233L37 236L39 233L41 235L44 234V236H45V233H43V232L45 230H47V228H48L46 225L47 224L50 225V221H48V220H50V216H49L50 212L52 211L51 213H53V209L55 208V207L53 208V204L51 203L54 200H50L48 193H47V196H48L47 197L45 191H43L44 193L42 192L40 195L41 190L39 188H38L39 190L37 188L35 189V187H33V184H32V186H28L26 184L27 179L25 181V174L26 173H24V172L26 171L25 167L28 168V166H25L27 164L25 163L24 160H23L24 161L23 162L15 154L17 160L14 158L16 161L14 159H12L15 162L14 161H13L14 163L11 162L12 160L9 157L14 156L13 155V153H14L13 142H14V137H15L14 133L15 132L12 128L14 120L11 121V122H13L11 125V123H10L11 119L10 120L8 119V117L10 115H7V111L5 113V109H3V110ZM196 109L197 110L200 109V111L202 112L201 113L202 115L199 113L200 111L197 113L202 117V119H201V117L199 118V116L195 114L197 112ZM6 110H8V109L6 108ZM40 110L41 109H39V111ZM131 110H130V112L132 113ZM33 112H37V110L33 111ZM33 112H32V114H34ZM142 112H144V111L142 110ZM145 113H146V111L144 112V115H146ZM40 114H42V113H40ZM51 114H49V115H51ZM172 115H170V116H172ZM41 116H40V118H41ZM45 116L46 115H44V117ZM56 116H54V117L48 116L49 118L51 117L50 121H51L52 125L56 120L55 119ZM115 117H116V114H115ZM53 119H54V122H52ZM97 119H98V117H97ZM186 119H185V121H186ZM68 120H69V118L65 119V117L62 119L63 122H61V120H60V122L63 123V125H64L63 126V128L65 129L64 131H66L67 133H68V130L70 131V129L68 128V124H64V123H66V121H68ZM79 120H76L75 123L76 122L79 123ZM183 120L181 119V121H179V122H183ZM196 120H197V122H196ZM200 120H203L205 123L202 121L200 123ZM35 121L37 122L36 118H35ZM58 121H59V119H58ZM192 121H193V123H192ZM68 122H70V121H68ZM82 122H83V120H82ZM51 124L49 123V126ZM241 124H242V126H241ZM32 125L35 126L34 123ZM193 125H192V127H193ZM38 126H37V128H38ZM41 126H42V128L44 127L43 125H41ZM65 126H67V127H65ZM207 126H209V127H207ZM69 127H70V125H69ZM195 127L198 128V126H196V125H195ZM134 129H135V127L132 128V125H131V128H129V130H126L128 133V136H129V137H127V139L129 138L131 140H129V139H128L129 141L126 140L125 139L126 137H124V136H122L123 139L121 138L122 139L121 140L122 145L124 144L123 142H125V145L127 144L125 147H127V148L129 146V143H126V141H128V142L132 141L133 142L134 136L132 139V137L130 136V133L134 132ZM60 130H59V132H60ZM171 130H172V125H171ZM47 131L50 132L48 130V128H47ZM61 131L64 132L63 129ZM201 132H203V134ZM127 133H125V135ZM57 134L58 133H56V135ZM195 134H196V136H195ZM53 135H55V134H52V136ZM132 135H134V134H132ZM56 138H57V136H56ZM196 138L199 139L198 143H197ZM243 138H245L246 142L244 141ZM106 139H108V138H105V140ZM170 139H171V141L172 140L173 141L167 142ZM99 140L101 143L98 142L99 145L96 146L97 152H98V150L101 151L104 148V147H102V145L105 146L104 145L105 140L100 139V138H99ZM124 140H126V141H124ZM18 142H20V141H18ZM84 142H86V141H84ZM114 142H116V141H114ZM244 142L246 143L245 145H244ZM118 143H120V142H118ZM14 144H15V142H14ZM83 144H85V143H83ZM106 144H108V143H106ZM147 144L148 145L151 144V145H149V147L151 148L153 146V148L148 149L149 147ZM181 144H182V142H181ZM263 144H264V142H263ZM85 145H87V144H85ZM115 145H117V142ZM12 146H13V148H12ZM244 146H248L247 149L244 148ZM179 147L181 148L182 145L181 146L179 145ZM248 149H251V150L247 151ZM104 150H105V148H104ZM213 150L215 151V149H213ZM257 150H258V148H257ZM16 151H18V150H16ZM138 151H140V150H138ZM144 151H146V148ZM126 152H128V150ZM149 152L146 151L145 153L148 154ZM183 152H184V150H183ZM7 153H8V155H7ZM93 153H94V151H93ZM238 153L240 154L239 157H237L239 155ZM254 153H255V151H254ZM190 154H192V153H190ZM209 154L211 155V153H209ZM186 155H188V154H186ZM6 156H9V157L6 158ZM18 156H19V154H18ZM142 156H143V154H142ZM142 156H141V158H142ZM176 156L178 157V155H176ZM204 156H205V158L208 157V156L206 157V155H204ZM204 156H202V158ZM19 157L22 158L21 156H19ZM181 157H183V156H181ZM188 157H189V155H188ZM199 158H201V157H199ZM184 159L186 160L187 157ZM230 159H229V162H231ZM143 160H145V158ZM149 160H150V158H149ZM238 160L239 159H237V161ZM144 162H146V161H144ZM185 162H187V161H185ZM229 162H228V164H230ZM10 164H12L13 166ZM130 164H131V162H130ZM136 166H138V165H136ZM140 166L141 165H139V167ZM228 167H230V166H228ZM154 169L156 171H154ZM70 170L71 169H69V171ZM141 170H142V168H141ZM0 171H1V169H0ZM2 171H3V169H2ZM27 172H28V174H27V178H28L29 171L27 170ZM4 173H7V172H4ZM31 173H32V171L30 172V175H31ZM150 173H148V174H150ZM17 174H18V176H17ZM33 176H37V175H33ZM0 177H2L1 173H0ZM0 180H2V179H0ZM28 180H31V179H28ZM243 180L244 179H242V181ZM34 181L35 180H33V182ZM29 184H30V182H29ZM34 184H36V182H34ZM144 192H146V193L144 194ZM259 193H260L261 199H264V190H261ZM138 195H136V196H138ZM187 195H190V193ZM45 196L49 200L47 198L45 199ZM142 200H140V201H142ZM100 202H101V200H100ZM120 202H122V201L120 200ZM54 205H55V203H54ZM123 205H124V202H123ZM211 211L214 212V214L209 215V213ZM6 212H3V213H6ZM54 216L56 217V214H54ZM51 217H53V215ZM210 217H212V220L209 221L208 218H210ZM13 219H11V220H13ZM179 221L180 222L182 221L181 222L182 228H181V223H179ZM130 223H132V222H130ZM15 224H13V225H15ZM53 224H52V226H53ZM106 226H107V224H106ZM15 229H17V228H15ZM51 229L52 228L49 229L50 231L47 230L48 231L47 233L51 232ZM127 229H128V227H127ZM235 231H236V229H235ZM235 231L233 230L231 232V229H226L223 231L222 240H225V241L227 239H230V240H228V243L225 245V248H224V246L222 247V250H221V247L219 249V247L216 246V244H219L217 242V240H216L217 243L213 242L211 244L210 247H212L215 251H217L219 249L218 252L221 251V253H216L215 251L209 252L208 251L209 249H207V253L213 252V253L218 254V255L215 254L216 256L220 255L222 257L224 254H227V255L229 254L231 257L230 259H232L233 263L235 260H236V262L240 261V263L244 262L245 264H246V262L253 263L254 262L253 260L256 257H254V253H253L254 250H250V248L251 249H252V247L254 248L252 238L250 236H243L240 234H236ZM15 233H16V231H15ZM21 233H23V232H21ZM40 234H39V236H40ZM15 235L17 236V234H15ZM31 235H29L31 237V238L29 237L30 239H32ZM52 235H53V233H52ZM120 236H121V234H120ZM167 236H169V237H167ZM29 238H27V239H29ZM130 238H131V236H130ZM32 240H31V243H32ZM9 241H10V239H9ZM34 241H36V240H34ZM235 241L239 242L238 246L236 244H234ZM7 242H8V240H7ZM185 242H187V241H185ZM185 242H184V244L186 246L185 245L184 246L188 248L189 242H187V244ZM181 244H183V243H181ZM181 244H179V245H181ZM199 244L194 245L195 251L197 249L196 246L206 247L204 240L203 241L201 240V243H199ZM1 245H2V243H1ZM179 245L173 244L172 248H173V246L174 247L176 246L178 248L183 247L182 245L179 247ZM212 245H215V247L218 249H215V247H213ZM150 246H149L151 248L150 250L152 251V245H150ZM178 248H176V249H178ZM187 248H185V249H187ZM192 248L193 247L190 244L188 251L191 250L194 253L195 252L194 248L193 249ZM212 248H210V250ZM29 249H30V247H29ZM174 249L175 248H173V250ZM198 249L196 252H198ZM7 250H8V248H7ZM43 250H45V249L43 248ZM173 250H171V251H173ZM175 250H174L175 253H173V254L174 255H177V254L180 255L179 256L180 258H183V256L187 257L189 254L188 252H187L188 254L185 253L187 250H185V252H184V250L183 251H180V250L175 251ZM1 251H2V249H1ZM40 251L41 250H39V252ZM178 251H180V253L183 252L185 254L184 255H183V253L179 254ZM205 251L206 250H203V253L200 252L201 254L199 252H198L199 254L196 252L195 253H196V255L197 254L200 255L199 257H202V256L206 257L205 258V260H206L207 258L208 259L210 258L211 254H209L210 256H208ZM223 251L226 253H224ZM251 251H253V252H251ZM176 252H177V254H176ZM160 253L164 254L165 251H156L157 256H161ZM204 253H206V255ZM8 254H9V251H8ZM186 254H187V256H186ZM221 254H223V255H221ZM250 254H252V256H249ZM196 255H195V257H194V255H192V257H194L196 259V257L198 256V255L197 256ZM213 255L214 254H212V256ZM39 256H40V253H39ZM140 256H142V255H140ZM247 256L251 257V259H249V258L246 259ZM163 257H165V256H163ZM222 257H220L219 259H222L223 262L221 260L218 261L219 260L218 258H217L218 260L214 259V258L213 259H214V261L217 260L220 264L226 263L228 260H226L225 257H224V259ZM240 257H245V258H241L242 259L241 260ZM190 258H191V256H190ZM190 258H189V260H190ZM252 258H253V260H252ZM257 258H259V256ZM230 259H229V262H231ZM248 259L250 261H248ZM189 260H187V262L190 264ZM202 260H203V257H202ZM192 261H193V258H192ZM197 261L198 260H196L195 262H197ZM214 261H212V263ZM217 261H215V262H217ZM257 261L260 262V261H262V259L259 258V259H257ZM143 262L144 261L142 259V263ZM232 262H231V264H233ZM175 264H176V262H175ZM184 264H186V261Z\"/></svg>", "mask_w": 264, "mask_h": 264}, {"label": "crops", "instance_id": "0c3cea01", "mask_svg": "<svg viewBox=\"0 0 264 264\" xmlns=\"http://www.w3.org/2000/svg\"><path fill=\"white\" fill-rule=\"evenodd\" d=\"M264 180V179H263ZM261 180V181H263ZM264 188V183H262L259 187V189ZM206 232V230H205ZM204 231H193L190 235L189 234H178L175 237L171 238V244H167V243H162V242H154L152 243V251L150 252L153 256H156V251H165L169 252V250L172 248L173 244L179 243V242H183V241H190V239H196V240H200L203 239V235H204Z\"/></svg>", "mask_w": 264, "mask_h": 264}]
</instances>
